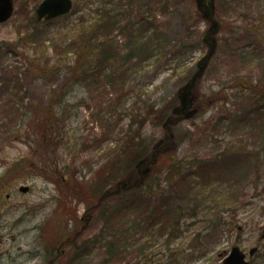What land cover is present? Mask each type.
Instances as JSON below:
<instances>
[{"label": "rangeland", "instance_id": "1", "mask_svg": "<svg viewBox=\"0 0 264 264\" xmlns=\"http://www.w3.org/2000/svg\"><path fill=\"white\" fill-rule=\"evenodd\" d=\"M42 1L17 0L15 16L0 25V264H46L44 258L37 260L34 255L42 252L43 242L50 251L58 247L60 241L55 242L58 240L67 242L60 247L64 251L58 254L61 258L56 257V252L52 254L56 264H72L76 255L74 245L92 241L105 227V221L94 218V212L113 203L115 206L117 194L120 196L132 187L148 183L153 174L161 180L173 157L186 160L197 154L213 155L232 145V139L220 143L217 137L204 149L198 140L222 108L235 110L243 106L238 90L229 89L231 81L239 77H264V43L261 42L264 23L255 34L243 29L252 23L247 2L241 7L242 14L248 17L245 21L225 20L242 30L221 32L217 36L218 54L193 89L192 101L197 115L174 126L171 123L181 117L178 91L187 84L197 63L208 52L203 38L211 23L201 12L199 0H164L168 6L166 11L158 6L150 11V4L146 7L148 16L152 11L157 16L161 35L167 37L162 42V63H156V58L141 57L123 65L130 51L131 37L128 31L114 29L113 42L108 45L110 61L97 71L96 82L89 79L83 84H75L76 80L68 75L67 66L74 61L72 55L57 65L52 49L48 51L45 60L50 64L44 77L29 67V56L23 48H14L20 38L19 29L36 19V10ZM106 1L109 0H103ZM126 1L113 3L125 5ZM73 2V13L68 18L43 22L44 31L65 33L72 28L83 13V4ZM260 10L261 13H256L259 22L264 14L262 7ZM198 13L200 18H194ZM177 43L181 46L179 52L172 50ZM110 74L113 75L109 79ZM120 78H123L121 82ZM51 99L61 102L55 112L59 132L52 138L53 143L43 158V141L33 131L34 125L29 119L33 115L30 113L27 118L23 114L44 109ZM162 109L169 112L168 121L160 123L157 119L153 125L149 114ZM138 127L143 128L144 139L153 142V146L168 143L166 152L157 151L160 146L156 147L160 153L159 166H153L149 176L143 178L139 169L127 171L121 184L108 187L105 194L103 183L115 172L116 165H110L112 159L117 152L119 154L125 134L130 130L133 133ZM185 135L193 139L185 140ZM258 147L260 143L256 140L247 152L255 153ZM262 161L263 156L252 162L247 158L235 164H220L213 180H219L217 184L234 183L235 187H223L228 193H219L217 200L213 197L208 200L202 207L204 212L198 213L197 218L187 219L190 213H182L181 227L173 235L169 234L171 228L162 233L158 227H148L151 222L144 210L131 212L129 217H125V213L115 215L114 232L118 235L127 227L130 232L126 237L132 244L125 262L117 264H223L234 247L246 253L250 264H264ZM193 172L195 176L199 174L196 168ZM21 187H29L30 191L23 193ZM79 187L99 188L93 205L96 209L88 211L85 203L74 200L79 196ZM212 187L204 189L205 194L210 193ZM231 195L234 203L229 201ZM172 216L166 217L167 220ZM100 245L88 249L90 255L81 256V261L103 264L106 255ZM198 246L202 247L195 251ZM254 248L258 251L249 257ZM183 256L187 259L180 263Z\"/></svg>", "mask_w": 264, "mask_h": 264}, {"label": "trees", "instance_id": "2", "mask_svg": "<svg viewBox=\"0 0 264 264\" xmlns=\"http://www.w3.org/2000/svg\"><path fill=\"white\" fill-rule=\"evenodd\" d=\"M216 1L217 17L222 22V32L229 31L235 33L242 30V27H234V23L227 24L225 20L226 18H233L236 22L245 21L248 17L242 14L241 7L247 2L250 4L249 12L252 13V23L243 29L250 34H255L258 29L260 30V25L264 23V14L260 16V22L258 20L259 17L256 18V13H261V10L258 11V9L260 7L264 9V0ZM80 2L83 4V13L74 21L72 28L66 30L65 33H61L60 31V33L46 32L42 28V23L38 22L37 19H32L29 22L30 24L19 29L20 38L16 45H14V48H23L28 54L29 58H27V62L33 71L47 77V69L50 63L45 58H47L48 51L50 52L52 49L57 65H60L70 55L74 57V61H71L67 67L68 75L73 77L74 81L76 80L75 84H83V82L89 79L96 82L99 77L97 71L110 61L111 54L109 53L108 45L110 46L113 42L111 33L114 29L130 33V51L124 57L123 65L141 57L145 58V60L156 58V63H162L164 59L162 55L164 49L162 42H165L167 37L161 35L160 25L157 24V16L153 14V11L148 16L146 7L150 4V11L155 6L161 7V11H166L168 6L166 3L164 4V0H127L125 5L118 4L120 6H116L113 3L115 0L106 2H103V0H77L78 4ZM144 8L145 10H143ZM70 15L63 18H68ZM200 15L198 13L194 18H200ZM123 20L125 21L123 22ZM229 41L227 38V46L229 45ZM261 42L264 43V38ZM177 44L173 45L176 49L172 50L178 51L181 48L180 43ZM216 54H218V50ZM113 74L108 75L107 78H112ZM122 79L120 78L119 82ZM229 85V89L238 90L240 101L243 100V106L235 110L222 108L208 123L203 136L198 141L201 145H204V149H207L210 143H213V139L217 137L221 139L220 143H223L228 138L232 139V145L214 152L213 155L197 154L193 158H186V160L185 158L181 160L178 157H173L169 160L167 171L166 173L163 172L165 177H161V180L160 176L157 177V175L153 174L154 176L151 175L149 177L148 183L132 187L129 192L120 194V196L117 194L114 198L116 202L115 206L113 203L110 206H103L100 212H94V218L97 217V220H104L105 227L92 241L84 242L80 246L74 245L76 255L73 258L72 264H76L77 262L78 264H87L84 263V260L81 261V256L87 253L90 255L88 249L92 246H96L97 248L99 244L105 250L106 258L103 264L125 262L128 257L127 252L132 245L126 237L130 229L124 226L122 232L117 235L112 227L115 215L125 213V217H129L131 212L136 214V212L141 213L140 210H144L148 214V220L151 222V225L148 227L153 229L158 227L162 233L171 228L169 234L173 235L181 227L182 213L185 211L190 213H187V219L197 218L199 216L198 213L204 212L202 207L208 200L212 197L217 200L219 193L224 192V195L228 193L227 190H222L223 187L230 185V189H232L235 185L234 183L219 182L217 184L219 180H213L217 175L220 164L231 162L235 164L247 158L252 162L253 159L258 160L262 156V162H264V77L259 79L255 77H239L231 81ZM72 86H67L64 90ZM53 95H56V93ZM60 103L51 99L46 102L44 109L36 112L35 110H30L27 111V114L26 112L23 114L27 118L30 113L33 115L29 119L30 122H33V131L39 134L43 141L44 147L41 152V154H44L43 158L48 153L50 143H53L52 138L59 132V129L56 128L59 122L56 120L57 115L55 112ZM149 115L153 125L158 120L160 123H165L170 117L167 109H162V111L153 110ZM152 115L155 117H151ZM176 125L178 124H174V126ZM125 135V140L119 149V154L118 152L115 154L110 164L116 165L114 176L103 183L102 190L104 193L108 187L121 184L120 181L125 177V173L134 169L137 170V165L141 162H147L156 155L158 164V157L160 156V153H157L158 150L166 152L165 145L168 143L165 145L156 143L153 146V142L150 143L144 139L143 128L138 127L133 133L130 130ZM186 139L192 140L193 136L185 135ZM168 140H170L169 137ZM256 140L260 143V147L257 148L258 150L255 153L247 152V148L252 143H256ZM214 142L219 143L218 140H214ZM157 146L160 147L156 151ZM45 164L46 162L43 164L44 168H46ZM157 164H155V167L159 166ZM104 167L107 168V166ZM260 167L261 164L257 166L258 169ZM194 168L197 169V173L199 171L197 176L193 172ZM215 184L217 186L213 188ZM74 186L73 184V188ZM210 187H212L210 193L207 191V194H205L204 189ZM79 190V196L74 194L79 198L74 196L77 197L74 200L85 203L88 211L96 209L93 208V205H95L94 199L97 198L96 194L99 188L79 187ZM229 201L234 203L232 195ZM192 212L194 214L191 215ZM171 214L173 215L172 218L167 220ZM72 220L75 219L72 218ZM75 221L77 222L78 220ZM128 222L126 221V223ZM213 229L215 230L216 227H213ZM201 247L198 246L195 248V251L198 248L201 249ZM142 249H140L141 253H143ZM186 259L183 256L180 263L185 262Z\"/></svg>", "mask_w": 264, "mask_h": 264}, {"label": "water", "instance_id": "3", "mask_svg": "<svg viewBox=\"0 0 264 264\" xmlns=\"http://www.w3.org/2000/svg\"><path fill=\"white\" fill-rule=\"evenodd\" d=\"M15 1L16 0H0V25L9 22L13 18L15 13ZM199 5L201 12L211 23V27L205 33L203 39V42L208 46V52L197 63L196 71L188 83L178 91V99L180 102L179 113L181 114V117L171 124L190 120L197 115L198 110L193 106L192 92L197 83L204 76L218 48L216 37L220 34L222 25L216 16V0H199ZM73 7V0H44L38 7L36 15L40 22L43 20L50 21L70 14ZM155 164H157L156 155L147 162H141L138 164L137 169L140 170L139 172L144 178L151 174L152 167ZM29 190V187H21L20 189L23 193H28ZM262 239H264V231ZM257 251L256 248L252 249L249 252V256L253 257ZM223 264H249V261L247 260V255L239 247H234L231 253L224 259Z\"/></svg>", "mask_w": 264, "mask_h": 264}, {"label": "flooded vegetation", "instance_id": "4", "mask_svg": "<svg viewBox=\"0 0 264 264\" xmlns=\"http://www.w3.org/2000/svg\"><path fill=\"white\" fill-rule=\"evenodd\" d=\"M59 241H60V244L58 245V247L57 248H52L50 251L48 250V245H46L45 242H43L42 243L43 248L41 247L42 252L39 253V254H35L34 258L37 259V260L44 258V263H46V264H56V262H57L56 257L59 256L62 252H64L60 247L65 246V244L67 242V241H62V240H58V241H55V242L59 243ZM45 252H46V254H42V253H45ZM55 252L57 253L56 257L52 255Z\"/></svg>", "mask_w": 264, "mask_h": 264}]
</instances>
